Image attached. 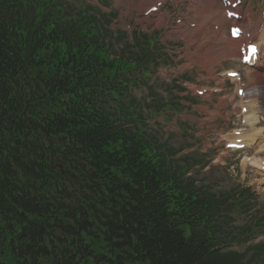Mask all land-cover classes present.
<instances>
[{
  "label": "trees",
  "instance_id": "trees-1",
  "mask_svg": "<svg viewBox=\"0 0 264 264\" xmlns=\"http://www.w3.org/2000/svg\"><path fill=\"white\" fill-rule=\"evenodd\" d=\"M109 22L90 5L0 0V125L49 124L44 130L60 133L70 156L96 171L95 221L110 219L113 234L123 228L120 243L111 242L133 250L130 264H259L254 254L225 249L243 235L223 228L226 199L185 176L127 99L128 84L148 72L152 56H112ZM12 137L0 134V144ZM1 180L3 217L11 195Z\"/></svg>",
  "mask_w": 264,
  "mask_h": 264
},
{
  "label": "rangeland",
  "instance_id": "rangeland-1",
  "mask_svg": "<svg viewBox=\"0 0 264 264\" xmlns=\"http://www.w3.org/2000/svg\"><path fill=\"white\" fill-rule=\"evenodd\" d=\"M100 3V9L104 12H115L116 17L112 21L111 29L113 31L120 29L122 31H127L129 36H131L130 32L138 31L142 33H153L155 31L159 32L160 39L159 44H167V49L169 50L168 54L170 56H173L174 64L169 65L166 67H161L160 71L155 75L153 82H155V89L162 94L163 97H166L167 91H165L164 86L161 85L162 82H166L168 84H171L173 79H176V76H181L182 79L191 81L195 83L196 86H213L215 84H219L222 80V71L226 68H235L238 69V57H230L226 59L216 60L211 66L208 68H202L199 65L195 64L193 61H191L187 55H186V48L187 44L183 38H181L177 32L167 29L166 31L163 25H159L160 20L158 15H151V16H145L147 20L140 21L139 17H142V11L134 10L133 15L130 17L127 14V6L125 3L130 0H98ZM180 2H187V3H174L176 5H184V6H191L192 2L189 0H179ZM86 2H96V0H86ZM253 3V7H256L257 2L256 0H251ZM193 5H198V7H202V4H205V0H202V2L197 3V1L193 2ZM215 3L218 5V0L215 1ZM248 12V10H247ZM177 19H174V21ZM172 21V19H171ZM254 22V21H253ZM181 24L184 26H187L185 20H181ZM130 27L128 28V26ZM127 38L125 39H129ZM126 41V40H125ZM196 46H198L196 44ZM190 62H193L189 64ZM211 69L212 74H209L207 72V69ZM255 74V81L258 84V87L262 90L261 86V80L262 75L259 72L253 71ZM161 74L163 76H161ZM188 76V79H185L183 76ZM212 76V77H210ZM180 78V79H181ZM212 79V80H211ZM157 80V81H156ZM227 87L231 90V84L228 83ZM182 95L188 97L190 100L196 101L197 103H200V106H203L202 108L191 107V105L188 104V100L183 103V106L178 105V107L182 110L183 121H181L182 126H186V124H189V126L192 127L194 130H199V126L194 124L192 121L193 118L199 117L200 115L208 114L209 111H214L216 113H223L224 111L229 109V106H226L224 108L217 107L218 102L220 99L218 96H213L211 102L209 111L206 110V107H204L206 102L199 100L198 97H196L191 90L186 89L184 92H182ZM139 97L143 96V92L139 91L138 94ZM179 96V95H177ZM264 94H262V97ZM229 103V100H226ZM261 113L257 116L261 117ZM217 117H213V120H216ZM162 116L158 115L155 118V121L159 122L157 126L160 128H157L153 123L152 127L160 130V140H165L169 136V132L171 131L168 127H166L163 123H161ZM257 121H259L258 117L256 118ZM186 122V124H185ZM238 122V119H237ZM222 126L226 127L225 122H220ZM164 125V126H163ZM264 125V124H263ZM151 126V125H150ZM163 126V127H162ZM247 127V126H246ZM185 128V127H184ZM182 128L179 132H175L173 137L171 138L169 145L177 148L178 146H184L185 142H189L186 139L185 133H183ZM249 128V126H248ZM226 129V128H225ZM261 131H264V128H261ZM204 135H202L199 132V135L194 136V138L191 139V143L194 144L193 149H200L197 150L195 153V156L197 158H201L200 160L203 163V160H207L210 158L207 165L198 166L194 168L192 171L193 176L196 178L197 183L202 185L203 187L219 192V191H231L233 189H241L249 187V190L253 192L256 196V199L250 202V204H254L253 210L261 208L264 210V176H262L259 172L251 169L250 167H247L246 165H243L242 162H240V159L236 157L235 154L229 153L228 155L224 156L223 151L220 147V141L218 139V131L210 126H205V129L203 130ZM189 135V134H187ZM207 138H204L206 137ZM264 141V140H263ZM258 145H254L253 150L250 149L249 152L253 153L255 152ZM183 152L181 153V155ZM203 155V156H202ZM202 156V157H201ZM260 182V183H259ZM245 216H242L239 218V220H243ZM233 248H236L238 250H243L245 246H233Z\"/></svg>",
  "mask_w": 264,
  "mask_h": 264
},
{
  "label": "flooded vegetation",
  "instance_id": "flooded-vegetation-1",
  "mask_svg": "<svg viewBox=\"0 0 264 264\" xmlns=\"http://www.w3.org/2000/svg\"><path fill=\"white\" fill-rule=\"evenodd\" d=\"M27 158H34L29 147L16 144L9 149L5 162L10 164V170L19 175L22 174V163L26 162ZM42 158L45 159L44 156ZM40 165V176L45 177V168L49 169V165H45V162ZM19 202L24 208H33L42 216L45 206L40 201L24 195ZM71 212L74 218L69 221L64 220V213L61 211L54 221L47 218H25L17 227L14 226L17 221L0 220V223H10L5 229L9 234L2 238L1 256L13 259L11 264H94V259H98L94 248L95 239L103 236L95 235L93 213L88 214L87 218H78L75 210ZM98 264L105 262L99 261Z\"/></svg>",
  "mask_w": 264,
  "mask_h": 264
},
{
  "label": "bare ground",
  "instance_id": "bare-ground-1",
  "mask_svg": "<svg viewBox=\"0 0 264 264\" xmlns=\"http://www.w3.org/2000/svg\"><path fill=\"white\" fill-rule=\"evenodd\" d=\"M146 1L149 0H130L127 1L125 4L128 5L127 6V14L131 17L133 15V11L134 10H144L146 7L144 6V3H146ZM202 2V0H198V2ZM216 5L215 0H206L205 4H202V7L200 9L201 15H205L206 14V18H213L215 20H219L221 21L224 25H223V29L221 32V36L218 38L217 41H213L212 37H211V43L207 48H196L194 52H191V55H196V61L198 62V65L202 68L205 67H209L211 66L216 60H221V59H226L229 57H234L237 55V51H238V43L237 40H232L230 38L227 37V35L224 33L225 28L228 30L229 26L232 24V21L227 20L226 18L223 17L222 14V10L221 8H219V10H215L213 13L209 12V9L211 7H216L214 6ZM218 9V8H217ZM140 21H144L146 20L145 17H140L139 18ZM206 23L205 20L201 19L198 23V26L200 25H204ZM209 28V27H208ZM197 33V29L194 30L192 32V36L190 38V42L195 41V40H199L202 39L204 37H210L211 36V31L207 30L206 32H203L201 35H199L197 38L195 37ZM239 68L242 71L243 77L244 79L252 86H254L252 88V92L254 94L253 97L255 98L254 101L252 102V104L249 105V112L246 115L248 118L251 117L252 121L250 124V129H251V136L254 137L255 139H257L258 141V151L259 152H264V143H262V139H263V132L261 131V128H264L262 125V122H258L256 120V109H258V107H256V103L259 99V96L261 94L260 92V88L258 87V84L256 83V81L254 80L255 78V74L251 69H248V67H243L242 65L239 64ZM207 71L209 73L212 72V70L209 68L207 69ZM263 108L262 104L259 106V109ZM264 112V111H263ZM263 116V121H264V113L262 114ZM246 136H248L246 134ZM243 138H245V136H242ZM243 140H247V139H243ZM262 176H264V174H261ZM260 183V182H259Z\"/></svg>",
  "mask_w": 264,
  "mask_h": 264
},
{
  "label": "snow or ice",
  "instance_id": "snow-or-ice-1",
  "mask_svg": "<svg viewBox=\"0 0 264 264\" xmlns=\"http://www.w3.org/2000/svg\"><path fill=\"white\" fill-rule=\"evenodd\" d=\"M233 31H234V34H235V31H236V30H233ZM251 51H252V52H255V47H254V46L251 47Z\"/></svg>",
  "mask_w": 264,
  "mask_h": 264
}]
</instances>
